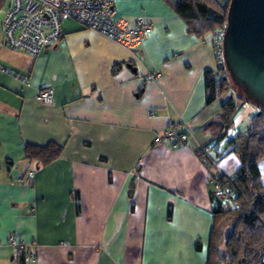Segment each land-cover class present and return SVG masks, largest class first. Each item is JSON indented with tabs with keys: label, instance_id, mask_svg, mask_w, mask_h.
<instances>
[{
	"label": "crops",
	"instance_id": "0c3cea01",
	"mask_svg": "<svg viewBox=\"0 0 264 264\" xmlns=\"http://www.w3.org/2000/svg\"><path fill=\"white\" fill-rule=\"evenodd\" d=\"M114 6L130 25L137 15L150 22L134 51L64 17L59 37L33 55L4 45L0 25V64L28 79L0 70V264H207L216 168L197 150L216 141L218 170L239 166L226 145L236 131L220 140L208 123L230 91L205 103L213 46L165 0ZM44 86L51 102L36 98ZM179 117L186 143L153 141ZM51 140L62 144L56 158L25 157L26 143ZM9 235L25 243L18 259Z\"/></svg>",
	"mask_w": 264,
	"mask_h": 264
},
{
	"label": "trees",
	"instance_id": "16d2710c",
	"mask_svg": "<svg viewBox=\"0 0 264 264\" xmlns=\"http://www.w3.org/2000/svg\"><path fill=\"white\" fill-rule=\"evenodd\" d=\"M165 1L184 20L187 32L197 36L210 32L214 36L212 46L217 66L204 70L205 103H209L227 92L229 79L232 80L225 72L221 51V30L226 24L229 0L224 5L216 0ZM245 96L228 92L219 114L208 121L219 127L217 139H224L227 130L233 127L237 110L244 107L241 105L246 102ZM205 145L210 147L211 155L216 159L224 151L216 141ZM226 145L236 154L239 166L234 174L228 176L221 173L219 176L220 183L230 190L227 196H217L214 188L210 193L212 224L207 264H258L259 257L264 254V173L257 164L258 160H264V106L259 105L257 111L250 115L244 130H238L226 138ZM61 149L62 144L54 140L45 144L26 143L24 154L36 165L45 164L56 158ZM197 154L202 159L198 150ZM205 166L213 169L210 164ZM199 246L200 242L197 241L195 247Z\"/></svg>",
	"mask_w": 264,
	"mask_h": 264
},
{
	"label": "built area",
	"instance_id": "2783aa9c",
	"mask_svg": "<svg viewBox=\"0 0 264 264\" xmlns=\"http://www.w3.org/2000/svg\"><path fill=\"white\" fill-rule=\"evenodd\" d=\"M8 6L1 18L3 28V44L12 48L24 50L29 54H37L42 48L50 44L61 34V19L73 18L82 26L91 28L100 34L121 44L130 51H134L143 41L150 29V22L143 16L137 15L133 25L122 17L117 16L114 0H8ZM217 66V61H216ZM0 70L11 73L23 82H28L27 76L13 70L7 65L0 64ZM145 78L156 80L157 73L147 71ZM53 89L51 86L41 87L36 98L42 102H51ZM241 106H246L243 102ZM181 126L185 127L181 129ZM186 124L179 117L169 123L161 133L154 136L156 143L166 142L170 146H179L188 140L189 132ZM198 151L202 161L210 164L216 172L211 175L214 183V193L219 197L230 193L227 187L219 181L221 173L217 168V159L211 155L207 145L200 146ZM225 174V173H224ZM29 178L33 176V169L27 171ZM229 176V174H226ZM11 246L12 256L16 259L25 251V243L14 235L7 237ZM27 258L34 261L32 251H28ZM258 264H264V254L259 257Z\"/></svg>",
	"mask_w": 264,
	"mask_h": 264
},
{
	"label": "water",
	"instance_id": "95a60500",
	"mask_svg": "<svg viewBox=\"0 0 264 264\" xmlns=\"http://www.w3.org/2000/svg\"><path fill=\"white\" fill-rule=\"evenodd\" d=\"M221 48L232 81L264 106V0H229Z\"/></svg>",
	"mask_w": 264,
	"mask_h": 264
},
{
	"label": "rangeland",
	"instance_id": "374dc122",
	"mask_svg": "<svg viewBox=\"0 0 264 264\" xmlns=\"http://www.w3.org/2000/svg\"><path fill=\"white\" fill-rule=\"evenodd\" d=\"M226 0H216V2L220 5H224ZM9 1L8 0H0V25H1V18L8 6ZM223 30L224 28H222V33H221V39H222V34H223ZM203 38H205L207 40V42H210V44H212V41H214V36L210 33L207 32L203 35ZM216 57V55H215ZM217 60V59H216ZM226 74H229V72L225 69ZM233 92V93H239L242 96H245L244 92L242 91V89L240 88V86H238L236 83H234L232 80L229 79V87L227 89V92ZM246 97V96H245ZM246 105L247 108H242L240 107L236 114H235V120H234V126L232 127V131H238V130H244L245 127L247 126L248 122H249V115L248 114H253L257 111V108L259 107V105L250 100L249 98H246ZM258 167L260 169V171L262 173H264V160L260 159L257 162Z\"/></svg>",
	"mask_w": 264,
	"mask_h": 264
}]
</instances>
